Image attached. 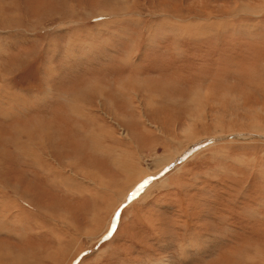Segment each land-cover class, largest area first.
<instances>
[{"label":"rangeland","instance_id":"374dc122","mask_svg":"<svg viewBox=\"0 0 264 264\" xmlns=\"http://www.w3.org/2000/svg\"><path fill=\"white\" fill-rule=\"evenodd\" d=\"M70 262L264 264V0H0V264Z\"/></svg>","mask_w":264,"mask_h":264},{"label":"bare ground","instance_id":"6f19581e","mask_svg":"<svg viewBox=\"0 0 264 264\" xmlns=\"http://www.w3.org/2000/svg\"><path fill=\"white\" fill-rule=\"evenodd\" d=\"M76 107V106H75ZM77 110V109H76ZM45 138V137H44ZM91 138H92V140L94 139V136H93V133H91L90 132V135H87V139H88V141H90L91 142ZM96 138V137H95ZM47 149V148H46ZM34 167H36L37 169H36V171L37 172H42V173H44L45 175H44V177H46V176H48L49 174H53L54 172H55V169L50 165V164H47V162H45V161H43V160H41V159H36L35 160V162H34V165H33V168ZM124 167H127V166H124ZM128 168V167H127ZM130 171V170H129ZM58 174V173H57ZM59 175V174H58ZM53 176V175H52ZM51 176V177H52ZM56 176V175H55ZM49 179V178H48ZM68 180H69V182H68V184L71 182L70 181V178H68ZM58 182V181H57ZM53 185V184H52ZM63 185V184H62ZM68 187V186H67ZM68 188H66V190H67ZM15 222H17V221H15ZM11 224V223H10ZM13 228V227H12ZM12 255V254H11ZM12 257V256H11ZM18 259V258H17ZM15 260V259H14ZM70 264H71V262H70Z\"/></svg>","mask_w":264,"mask_h":264},{"label":"snow or ice","instance_id":"6c2138e0","mask_svg":"<svg viewBox=\"0 0 264 264\" xmlns=\"http://www.w3.org/2000/svg\"><path fill=\"white\" fill-rule=\"evenodd\" d=\"M141 187H143V185H141Z\"/></svg>","mask_w":264,"mask_h":264},{"label":"water","instance_id":"95a60500","mask_svg":"<svg viewBox=\"0 0 264 264\" xmlns=\"http://www.w3.org/2000/svg\"><path fill=\"white\" fill-rule=\"evenodd\" d=\"M112 232V231H111Z\"/></svg>","mask_w":264,"mask_h":264}]
</instances>
